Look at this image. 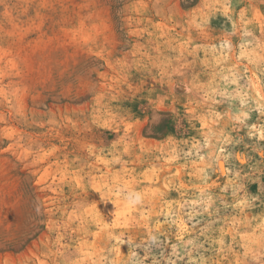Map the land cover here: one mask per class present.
Masks as SVG:
<instances>
[{"label": "rangeland", "instance_id": "obj_1", "mask_svg": "<svg viewBox=\"0 0 264 264\" xmlns=\"http://www.w3.org/2000/svg\"><path fill=\"white\" fill-rule=\"evenodd\" d=\"M0 264H264V0H0Z\"/></svg>", "mask_w": 264, "mask_h": 264}]
</instances>
